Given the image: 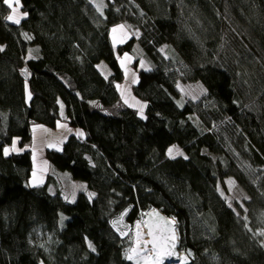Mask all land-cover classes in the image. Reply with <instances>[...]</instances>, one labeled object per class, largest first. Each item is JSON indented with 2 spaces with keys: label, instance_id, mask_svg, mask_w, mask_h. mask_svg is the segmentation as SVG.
<instances>
[{
  "label": "trees",
  "instance_id": "obj_1",
  "mask_svg": "<svg viewBox=\"0 0 264 264\" xmlns=\"http://www.w3.org/2000/svg\"><path fill=\"white\" fill-rule=\"evenodd\" d=\"M20 1L16 24L0 0V264H135L111 221L154 208L178 220L189 264H264V0ZM119 23L140 32L118 51L142 49L145 116L118 89ZM60 121L70 132L44 157L94 197L66 200L51 173L30 184L33 126Z\"/></svg>",
  "mask_w": 264,
  "mask_h": 264
},
{
  "label": "rangeland",
  "instance_id": "obj_2",
  "mask_svg": "<svg viewBox=\"0 0 264 264\" xmlns=\"http://www.w3.org/2000/svg\"><path fill=\"white\" fill-rule=\"evenodd\" d=\"M95 2L98 8H102V6L105 5V2L107 0H92ZM14 7H17L19 9L18 16L20 20L24 16V13L21 11V1L19 5L15 4V0H13ZM13 22V21H12ZM123 25V28H120L119 26ZM113 29H116V31H113ZM139 36L140 32L130 28L125 23H119L115 24L112 27L111 32V38L113 40V43L117 49V55L119 58V61L121 62V66L123 69V72H125V80L122 83H118V89L120 91V94H122V97L126 103L131 104L133 107H135L137 110L140 111V114L142 116H145L147 103L143 102L139 98L135 96L133 93V88L137 84L138 77H139V71L138 69H147L148 64L143 59V52L142 49H140V46L138 44L135 45L134 52L125 51L124 53H121L118 51V47L124 45L125 42H127L131 37L134 35ZM141 60V65L137 69L136 68V61L137 59ZM106 67H108L107 63L104 62L102 67V71L107 73ZM110 71V70H109ZM111 72V71H110ZM185 93L189 96H196L199 95L200 92H202V89L199 84L196 85H188L183 87ZM61 110V116L65 119L66 117V105H62ZM144 112V113H143ZM71 127L67 122L60 121L58 123L57 128H50L45 125H39L35 124L33 126V144L30 146L29 149L32 150L33 156L35 158V165L33 169V176L30 180V184L34 186H41L44 185L45 180L47 179L48 175L51 173L52 175L55 174L56 179L58 181L57 187H59L62 190V193H64V197L66 200L73 202L76 197L78 196L79 192H87L88 195L91 197L95 196V192L91 191L89 188H87V184L85 182H82L80 180H73L69 177V175L58 173L56 169L53 168V166L48 162V160L44 157L45 149L46 148H61L66 137L68 136L70 132ZM74 129V128H72ZM78 130V128H75ZM196 135L194 134L193 137L189 139V141H186L183 143V145H177L172 147V155L171 156H177V155H186L188 153V149L194 146L193 141L194 137ZM13 144L7 148L11 149ZM23 148V147H22ZM15 151L18 152L20 149V145L15 142ZM27 149V148H23ZM44 151V152H43ZM12 151H9V153ZM35 173V175H34ZM234 200H236L238 203H243L244 200L247 199L246 194L244 191L238 187L234 189V192L232 194ZM128 210L124 211V214L122 216L117 217L116 219H113L111 221L112 226L117 234H119L121 237L123 236H132V244L134 243V228L139 224L142 223L143 225L147 226L151 223H164V230L166 228H169L173 232L177 231V238L178 241L176 242V245L172 248L173 255H169V249L165 250V253L163 257H167V262H175L176 264H189V257L185 252L181 249V242H180V233L178 231V220L174 217H169L166 214H163L160 210L154 208L150 209L147 212H144L141 219L137 220L135 224L128 223L127 220V214ZM132 255L130 251L127 254ZM134 258L129 261L136 262L135 264H150L149 255H132ZM166 262V263H167ZM164 263V264H166Z\"/></svg>",
  "mask_w": 264,
  "mask_h": 264
},
{
  "label": "bare ground",
  "instance_id": "obj_3",
  "mask_svg": "<svg viewBox=\"0 0 264 264\" xmlns=\"http://www.w3.org/2000/svg\"><path fill=\"white\" fill-rule=\"evenodd\" d=\"M165 222L151 223L147 226L139 223L133 230L134 245L130 250L132 255H149L150 264H164L167 262V257H163L166 249H169L171 256L174 254L172 248L178 241L177 231L173 232L169 228L164 230ZM152 235H149V232ZM173 236L175 239H173ZM135 250V251H133ZM167 259V260H166Z\"/></svg>",
  "mask_w": 264,
  "mask_h": 264
},
{
  "label": "snow or ice",
  "instance_id": "obj_4",
  "mask_svg": "<svg viewBox=\"0 0 264 264\" xmlns=\"http://www.w3.org/2000/svg\"><path fill=\"white\" fill-rule=\"evenodd\" d=\"M4 4H6L11 10H12V14L7 16L6 19L9 20V21H13L14 23L16 24H19L20 23V18L18 16V12H19V9L17 7H14L13 5V0H3ZM15 4L16 5H19L20 4V0H15ZM24 15L26 16L27 13H24ZM120 28H123V25L119 26ZM113 31H116V29H113ZM15 141L13 142V146L11 149H5V154L7 155L9 153V151H15ZM169 155L171 156L172 155V149H169ZM35 175V173H34ZM149 235H152V232L150 231L149 232ZM173 239H175V237L173 236ZM91 246V245H90ZM135 251V250H133ZM169 255H171V253H169ZM129 260H132L134 257L132 255H129L127 257Z\"/></svg>",
  "mask_w": 264,
  "mask_h": 264
},
{
  "label": "crops",
  "instance_id": "obj_5",
  "mask_svg": "<svg viewBox=\"0 0 264 264\" xmlns=\"http://www.w3.org/2000/svg\"><path fill=\"white\" fill-rule=\"evenodd\" d=\"M106 63V62H105ZM104 64V63H103ZM103 64H101V65H99V67L101 66L102 67V65ZM101 70H102V68H100ZM106 70H107V73H105V70H104V72L102 71V73H105L107 76H110L111 74H112V72H110L109 70V68L108 67H106Z\"/></svg>",
  "mask_w": 264,
  "mask_h": 264
},
{
  "label": "built area",
  "instance_id": "obj_6",
  "mask_svg": "<svg viewBox=\"0 0 264 264\" xmlns=\"http://www.w3.org/2000/svg\"><path fill=\"white\" fill-rule=\"evenodd\" d=\"M79 138L81 139V136H79Z\"/></svg>",
  "mask_w": 264,
  "mask_h": 264
}]
</instances>
